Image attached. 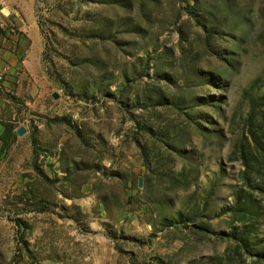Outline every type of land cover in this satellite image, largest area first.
Here are the masks:
<instances>
[{"label": "rangeland", "instance_id": "rangeland-1", "mask_svg": "<svg viewBox=\"0 0 264 264\" xmlns=\"http://www.w3.org/2000/svg\"><path fill=\"white\" fill-rule=\"evenodd\" d=\"M9 1L0 264H264V0Z\"/></svg>", "mask_w": 264, "mask_h": 264}, {"label": "crops", "instance_id": "crops-1", "mask_svg": "<svg viewBox=\"0 0 264 264\" xmlns=\"http://www.w3.org/2000/svg\"><path fill=\"white\" fill-rule=\"evenodd\" d=\"M0 14L5 25L0 32V72L7 73L11 80L28 66L36 68L41 42L34 22L19 19L9 0H0ZM3 88L9 89L10 84L4 83Z\"/></svg>", "mask_w": 264, "mask_h": 264}, {"label": "water", "instance_id": "water-1", "mask_svg": "<svg viewBox=\"0 0 264 264\" xmlns=\"http://www.w3.org/2000/svg\"><path fill=\"white\" fill-rule=\"evenodd\" d=\"M53 99H56V95H52ZM25 133V130L23 128H19L17 131H16V134L18 136H22L23 134ZM138 187H141V181L139 180L138 181Z\"/></svg>", "mask_w": 264, "mask_h": 264}, {"label": "built area", "instance_id": "built-area-1", "mask_svg": "<svg viewBox=\"0 0 264 264\" xmlns=\"http://www.w3.org/2000/svg\"><path fill=\"white\" fill-rule=\"evenodd\" d=\"M0 30H5V25H4L1 14H0ZM0 79H1V77H0Z\"/></svg>", "mask_w": 264, "mask_h": 264}]
</instances>
